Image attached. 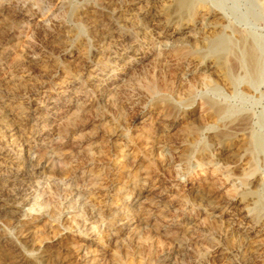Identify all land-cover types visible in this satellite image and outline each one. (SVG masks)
Returning <instances> with one entry per match:
<instances>
[{
	"label": "rangeland",
	"instance_id": "obj_1",
	"mask_svg": "<svg viewBox=\"0 0 264 264\" xmlns=\"http://www.w3.org/2000/svg\"><path fill=\"white\" fill-rule=\"evenodd\" d=\"M205 1L233 44L256 46L255 77L236 53L231 87L192 73L190 47L164 43L152 14L125 24L134 0H0V155L32 152L17 180L0 166V264L44 249L66 264H264L245 214L259 206L264 219V144L246 155L231 136L246 127V142L264 141V0ZM204 19L187 16L195 29Z\"/></svg>",
	"mask_w": 264,
	"mask_h": 264
},
{
	"label": "bare ground",
	"instance_id": "obj_2",
	"mask_svg": "<svg viewBox=\"0 0 264 264\" xmlns=\"http://www.w3.org/2000/svg\"><path fill=\"white\" fill-rule=\"evenodd\" d=\"M131 1V0H130ZM262 1V0H261ZM145 3H148V0H134L133 4L130 5V8L134 12V15L128 19H125V24H131L137 18L141 17H148L149 14H152L155 21L157 22V28L159 30V34L161 39L164 43L170 44L174 47L178 46H187L190 47L193 61H192V73H197L201 71H208L212 76H214L217 81L219 80L225 86H230L231 79H230V68L228 66V58L232 54H237L235 56H239L241 64L244 66L250 77H255L258 73L260 67V59L259 54L256 46L247 38H241L233 44L231 37L228 35L226 31L225 24L223 23L219 14L215 11L209 10L206 7L205 0H159L156 5L149 6ZM144 4L146 6H144ZM125 5V4H124ZM192 10H197L199 13L203 14L205 23L204 25L199 28L195 29L189 20H187V16ZM126 13V12H125ZM128 14V13H127ZM202 16V15H201ZM116 20V19H115ZM123 20V18H122ZM123 24V23H122ZM113 27L116 25L113 23ZM197 28V27H196ZM157 30V29H156ZM104 35V34H103ZM103 37V36H102ZM108 37V36H107ZM104 36L101 40L105 41L107 38ZM120 39V38H119ZM150 39V38H149ZM158 40V39H157ZM166 44V45H167ZM121 46V45H120ZM178 49V48H177ZM137 55V54H136ZM11 57V56H10ZM9 59V58H8ZM232 59V58H231ZM7 60V58H6ZM191 64V63H190ZM189 69V68H188ZM26 73V72H25ZM93 73V72H92ZM189 75V74H188ZM94 76V75H93ZM185 76V75H184ZM8 77V76H7ZM24 79V78H23ZM30 79V78H29ZM190 79V78H189ZM214 79V78H213ZM29 81V80H27ZM216 81V82H217ZM231 87V86H230ZM29 92V91H28ZM13 98V97H12ZM33 104V103H32ZM21 105V104H20ZM209 106V105H208ZM7 109V108H6ZM221 109V108H220ZM17 111V110H16ZM217 111V110H216ZM215 112V111H214ZM5 113V112H4ZM8 113V112H6ZM218 115L224 114V111L221 109L217 112ZM9 116V115H8ZM195 115H193L194 117ZM167 117V116H166ZM169 117V116H168ZM167 117V118H168ZM171 117V116H170ZM215 116L213 115V118ZM217 117V116H216ZM215 117V118H216ZM166 118V119H167ZM214 118V119H215ZM164 119V118H163ZM218 121V120H216ZM165 122V121H164ZM167 126L164 128V132H171L174 128L177 127L179 122V116L174 115L172 118L166 120ZM213 122V120H212ZM235 124V123H234ZM238 124V123H237ZM214 125V124H213ZM217 124H215L216 126ZM241 125V124H240ZM244 125V124H243ZM13 128V127H12ZM228 128V127H227ZM226 128V129H227ZM18 130V129H17ZM15 131V130H14ZM222 132V131H221ZM163 133V132H162ZM232 133V132H231ZM116 134V133H115ZM165 134V133H164ZM246 127H238L234 129V133L231 135L233 141L237 143L244 144V148L242 147L243 152L247 155L249 151H255L257 149H261L264 144V141L260 138L254 137L251 141H245L246 137ZM15 135V134H14ZM21 135V134H20ZM119 135V134H118ZM230 136V135H229ZM14 137V136H13ZM17 137V136H16ZM114 138L116 135L113 136ZM185 137V136H184ZM214 137V136H213ZM189 138V137H188ZM231 138V137H230ZM39 139V138H38ZM216 139V138H215ZM226 139V138H225ZM231 139V140H232ZM190 140V139H189ZM221 140V139H218ZM223 140V139H222ZM183 141V139L181 140ZM214 141V140H213ZM216 141V140H215ZM191 142V140H190ZM29 143V142H28ZM27 143V144H28ZM215 146L217 147L218 155L230 161L233 165L239 161L238 159L233 158L235 155L234 149L226 147L225 145L220 146L219 142H214ZM221 143V142H220ZM225 143V142H224ZM227 143L230 146L229 141ZM184 144V143H182ZM192 144V143H191ZM241 144V145H243ZM162 145V144H161ZM233 146V144H231ZM239 145V144H238ZM32 146V145H31ZM167 147V146H165ZM183 145L179 144V147L175 148V153L181 151ZM215 147V148H216ZM238 147V146H237ZM27 148V147H26ZM171 148V147H170ZM186 148V147H185ZM184 148V149H185ZM241 148V147H240ZM264 148V147H262ZM174 149V150H175ZM26 150V149H25ZM168 150V149H167ZM166 148L161 147V153H166ZM31 148L28 147L27 149V158L25 161L15 162V161H8V159H4L2 155H0V166L7 162V164L14 167V173L11 177L7 179V181L17 180L22 172L26 170L28 164L31 162ZM184 153V152H183ZM26 154V153H25ZM178 155V154H177ZM253 155V154H252ZM178 157V156H177ZM175 156V158H177ZM180 157V156H179ZM248 157V156H247ZM7 158V157H6ZM182 158H184L182 156ZM236 158H238L236 156ZM168 159V158H167ZM180 159V158H179ZM165 160V159H164ZM181 160V159H180ZM167 161V160H166ZM185 161V160H184ZM224 161V160H223ZM165 162V161H164ZM39 163V162H38ZM171 163V160H170ZM226 163V162H225ZM228 163V162H227ZM251 164V163H250ZM184 165V163H183ZM230 165V163L228 164ZM232 166V165H231ZM245 166V165H244ZM250 166V165H249ZM33 167V165H32ZM234 167V166H233ZM248 171V170H247ZM24 173V172H23ZM248 175V174H247ZM3 179V178H2ZM241 180V179H240ZM244 182V181H242ZM14 184V183H13ZM21 184V183H20ZM198 185V184H197ZM240 185V184H239ZM247 185V184H246ZM245 187V186H244ZM192 188V187H191ZM247 188V186H246ZM245 190V189H244ZM253 190V189H252ZM193 194H195L196 199L199 203L206 202L208 204V200H204L201 198V193L198 189H192ZM15 192V191H14ZM243 192V191H242ZM203 194V193H202ZM251 194V192H250ZM151 192L145 190L139 194V200L148 199L150 197ZM249 195V194H248ZM138 196V195H137ZM206 197V196H205ZM209 197V196H208ZM238 197V196H237ZM242 197V196H241ZM259 197V196H258ZM137 198V197H136ZM195 198V197H194ZM207 198V197H206ZM248 198V197H247ZM213 200V199H212ZM245 201V200H244ZM144 202V201H143ZM233 202V201H232ZM230 202V203H232ZM243 202V201H242ZM246 202V201H245ZM244 202V203H245ZM250 202V201H249ZM222 203V202H221ZM229 203V204H230ZM248 203V202H246ZM173 204V203H172ZM226 204V202H225ZM249 204V203H248ZM223 205V204H222ZM233 205V203H232ZM240 205V204H239ZM252 205V204H251ZM1 206V205H0ZM14 206V205H13ZM172 206V205H171ZM199 206V205H198ZM221 206V205H220ZM229 206V205H228ZM234 206V205H233ZM3 207V206H2ZM9 207V206H8ZM202 207V206H201ZM209 207V206H207ZM222 207V206H221ZM227 207V206H226ZM235 207V206H234ZM243 207V206H242ZM172 208V207H171ZM261 207L255 206L253 209H246V217L253 219L254 227L252 230L247 232L248 236H252L253 238H261L264 234V219H261ZM6 209V208H5ZM4 209V210H5ZM203 209V207H202ZM228 209V208H227ZM238 209V208H237ZM244 209V208H243ZM11 210V209H9ZM19 208H14L15 213L19 214ZM155 210V209H154ZM205 210V209H204ZM210 214L213 216L220 215L221 209L219 208H211ZM232 210V209H231ZM170 211V210H169ZM242 211V210H241ZM244 211V210H243ZM209 212V211H208ZM50 213V212H49ZM55 213V212H54ZM160 214V213H159ZM207 214V213H206ZM224 214V213H223ZM244 214V213H243ZM209 215V214H208ZM229 215V214H228ZM12 216V215H11ZM53 216V214H52ZM205 216V215H204ZM207 216V215H206ZM55 217V216H54ZM53 217V218H54ZM220 218L222 216H219ZM6 218V217H5ZM166 221V220H165ZM191 221V220H190ZM46 222V221H45ZM169 222V221H168ZM167 222V223H168ZM252 222V221H251ZM163 223V222H162ZM174 223V222H173ZM172 223V224H173ZM248 224V222H247ZM167 226V225H166ZM169 226V225H168ZM171 227V226H170ZM193 229V228H192ZM251 229V228H250ZM184 230V229H183ZM246 231V230H245ZM192 233V232H191ZM245 233V232H244ZM189 234V233H187ZM254 238V239H255ZM149 240V239H148ZM248 240V238H247ZM57 242V240L55 241ZM176 242V241H175ZM149 244V242H148ZM181 244V243H180ZM179 244V245H180ZM187 244V243H186ZM193 244V243H192ZM244 244V243H243ZM58 245V244H56ZM258 245L262 246L263 243L261 240L259 241ZM183 246V245H182ZM259 246V247H260ZM38 247V246H37ZM188 247V246H187ZM173 248V247H172ZM191 248V246H190ZM189 248V249H190ZM262 248V247H261ZM174 249V248H173ZM170 250V248H169ZM172 250V249H171ZM183 250V249H182ZM241 250V249H240ZM173 251V250H172ZM176 251V250H175ZM222 251V250H221ZM255 251V250H254ZM264 251V250H262ZM65 252V251H64ZM162 252V251H161ZM180 252V251H179ZM248 252V251H247ZM253 252V251H252ZM257 252V251H255ZM38 253V252H37ZM174 253V252H173ZM240 253V252H239ZM249 253V252H248ZM181 254V253H179ZM178 254V255H179ZM251 254V253H250ZM72 255V254H71ZM161 255V253H160ZM169 251H164L162 253L163 259H171ZM174 255V254H173ZM191 255V254H190ZM199 256V255H198ZM201 256V255H200ZM254 256V255H253ZM12 257V256H11ZM160 257V256H159ZM161 259V258H160ZM176 259V258H175ZM243 260V259H242ZM66 258H59L55 251L44 249L38 253V258L34 262H26L22 257H15L9 264H66Z\"/></svg>",
	"mask_w": 264,
	"mask_h": 264
}]
</instances>
